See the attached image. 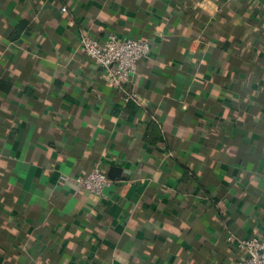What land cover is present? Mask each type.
<instances>
[{
  "label": "crops",
  "instance_id": "0c3cea01",
  "mask_svg": "<svg viewBox=\"0 0 264 264\" xmlns=\"http://www.w3.org/2000/svg\"><path fill=\"white\" fill-rule=\"evenodd\" d=\"M84 31L149 41L144 107ZM228 233L264 238V0H0V264H239Z\"/></svg>",
  "mask_w": 264,
  "mask_h": 264
},
{
  "label": "built area",
  "instance_id": "2783aa9c",
  "mask_svg": "<svg viewBox=\"0 0 264 264\" xmlns=\"http://www.w3.org/2000/svg\"><path fill=\"white\" fill-rule=\"evenodd\" d=\"M61 10L65 11L66 6H62ZM80 47L92 64L99 68L103 81L122 91L123 103L134 102L139 107H144L143 98L129 89L128 85L132 81L137 62L150 54L151 46L148 40L140 37H120L111 32L103 42H100L90 32L84 31L80 36ZM150 119L151 125L160 128L155 115H151ZM75 182L90 194L100 197L113 180L97 161L88 173L77 176ZM226 239L235 244L239 251L244 252L239 264H264V238L238 237L228 233Z\"/></svg>",
  "mask_w": 264,
  "mask_h": 264
},
{
  "label": "water",
  "instance_id": "95a60500",
  "mask_svg": "<svg viewBox=\"0 0 264 264\" xmlns=\"http://www.w3.org/2000/svg\"><path fill=\"white\" fill-rule=\"evenodd\" d=\"M113 170L115 169L112 168L111 170H109L108 176L112 177L113 179H118L119 176L117 175V173H112Z\"/></svg>",
  "mask_w": 264,
  "mask_h": 264
}]
</instances>
